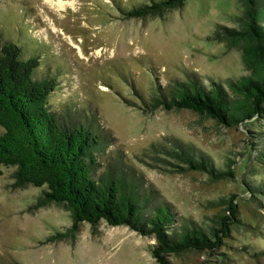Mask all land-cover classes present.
<instances>
[{
  "label": "rangeland",
  "instance_id": "1",
  "mask_svg": "<svg viewBox=\"0 0 264 264\" xmlns=\"http://www.w3.org/2000/svg\"><path fill=\"white\" fill-rule=\"evenodd\" d=\"M61 2L0 0V35L20 48L23 59L38 57V80L54 79L50 107L75 117L89 109L110 135L111 145L94 153L96 177L121 160L174 211L175 230L183 223L208 230L219 209L210 202L235 194L244 224L223 249L185 251L168 260L264 264V195L252 201L242 185L264 193V164L256 159L264 147V119L228 128L189 110H146L156 89L169 90L175 81L193 79L208 89L212 82L247 74L240 50L227 49L216 35L222 27L239 26V1L185 0L179 9L143 19L122 12L149 0ZM179 144L206 156L216 169L232 168L235 178L211 181L197 172L177 173L174 161L153 148ZM15 170L0 167V264H157L154 237L127 226L84 223L72 237H60L71 226L69 212L54 203L38 207L45 188L15 186Z\"/></svg>",
  "mask_w": 264,
  "mask_h": 264
},
{
  "label": "trees",
  "instance_id": "2",
  "mask_svg": "<svg viewBox=\"0 0 264 264\" xmlns=\"http://www.w3.org/2000/svg\"><path fill=\"white\" fill-rule=\"evenodd\" d=\"M238 1L242 7L239 26L222 27L216 35L227 49L240 50L247 74L224 83L212 82L208 89L193 79L175 81L169 90L156 89L146 105L147 112L159 108L189 110L228 128L247 122L250 125L254 118L264 119V0ZM184 3L149 0L122 14L136 19L156 17ZM38 65V57L31 54L23 59L20 48L0 35V126L4 129L0 134V167H15V186L45 188L37 200L38 207L54 203L69 212L71 226L60 237H72L84 223L93 228L102 221L127 226L140 235L154 237L151 254L157 264H170L172 254L215 253L226 246V240L244 224L233 200L235 194L228 200L210 202L211 208L219 209L208 230L185 223H177L180 228L172 229L174 211L157 201L153 189L142 186V177L128 170L121 160L106 165L96 177L95 152L111 145L110 135L102 131L89 109L75 117L50 107L56 83L54 79L43 80L46 76L38 80L34 75ZM185 146L153 148L158 156L174 161L177 173L197 172L211 181L235 178L232 168L216 169L206 156L195 155ZM256 159L264 164V147ZM242 185L252 201L264 195L253 184Z\"/></svg>",
  "mask_w": 264,
  "mask_h": 264
},
{
  "label": "bare ground",
  "instance_id": "3",
  "mask_svg": "<svg viewBox=\"0 0 264 264\" xmlns=\"http://www.w3.org/2000/svg\"><path fill=\"white\" fill-rule=\"evenodd\" d=\"M48 1L50 2V1H52V0H48ZM61 1H63V0H58V3L60 4V6L63 5Z\"/></svg>",
  "mask_w": 264,
  "mask_h": 264
}]
</instances>
